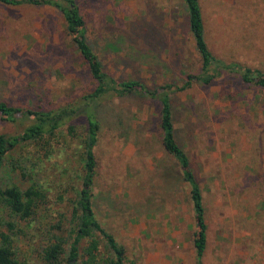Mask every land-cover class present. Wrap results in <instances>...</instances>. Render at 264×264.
<instances>
[{
    "label": "rangeland",
    "instance_id": "1",
    "mask_svg": "<svg viewBox=\"0 0 264 264\" xmlns=\"http://www.w3.org/2000/svg\"><path fill=\"white\" fill-rule=\"evenodd\" d=\"M78 3L92 45L116 77L137 76L156 87L180 85L185 71L200 72L184 0ZM200 4L212 52L264 74V0ZM71 41L58 8L0 2V100L48 110L89 92L93 80ZM173 105L178 139L203 191L204 256L198 260L190 187L163 147L156 100L102 101L93 188L97 219L125 247V264H264V87L224 72L209 84L176 92ZM32 122L0 117V133H21ZM72 123L76 135L64 126L22 146L1 171L6 182L40 193L29 218L6 213L16 228L0 225L11 236L18 264H44L45 249L60 238L69 251L86 120L78 116Z\"/></svg>",
    "mask_w": 264,
    "mask_h": 264
},
{
    "label": "trees",
    "instance_id": "2",
    "mask_svg": "<svg viewBox=\"0 0 264 264\" xmlns=\"http://www.w3.org/2000/svg\"><path fill=\"white\" fill-rule=\"evenodd\" d=\"M187 8L188 30L195 41V48L201 61L200 72L185 71L186 79L182 84L165 83L156 87L148 85L143 79L127 75L120 79L106 69V65L92 45L88 34L85 17L78 0H0L10 5L51 6L58 8L63 14L67 34L83 57L91 75L92 87L89 92L76 100L48 110L32 109L10 104L0 100V117L6 121H16L18 117L31 118L33 122L21 133L9 135L0 133V225L9 230L16 228L14 221L6 220L4 214L24 220L29 218L36 206L39 190L30 187L25 191L18 185L6 182L1 177L8 157L18 148L30 143H37L54 135L59 129L68 126L69 133L77 134V126L72 120L83 116L86 120L80 144L83 147L81 182L82 186L72 210L73 240L69 251L65 241L59 239L52 242L43 254L44 264H125L126 249L113 234L107 231L97 219L93 208V188L97 175V158L95 147L102 129L99 117L103 99H124L139 97L145 101L156 100L159 103V125L162 132V144L180 168L183 179L190 187V197L195 212L196 230L194 246L198 260L204 256L207 247L206 210L203 191L191 164L188 152L177 136L173 95L176 92L191 88L196 82L211 83L215 77L224 72L241 75L248 83L264 87V74L236 61L227 62L217 57L210 49L204 24L200 0H184ZM161 50L169 51L167 44L158 45ZM12 169L16 168L14 164ZM0 264H18L16 250L7 232L0 229ZM104 243H102L101 238ZM87 244L81 247L82 242Z\"/></svg>",
    "mask_w": 264,
    "mask_h": 264
}]
</instances>
